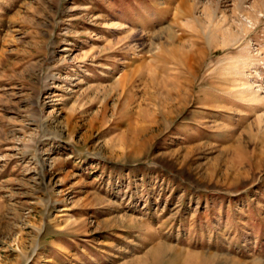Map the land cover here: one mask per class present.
<instances>
[{
  "label": "rangeland",
  "instance_id": "374dc122",
  "mask_svg": "<svg viewBox=\"0 0 264 264\" xmlns=\"http://www.w3.org/2000/svg\"><path fill=\"white\" fill-rule=\"evenodd\" d=\"M0 264H264V0H0Z\"/></svg>",
  "mask_w": 264,
  "mask_h": 264
},
{
  "label": "bare ground",
  "instance_id": "6f19581e",
  "mask_svg": "<svg viewBox=\"0 0 264 264\" xmlns=\"http://www.w3.org/2000/svg\"><path fill=\"white\" fill-rule=\"evenodd\" d=\"M176 58V57H175ZM179 58V57H178ZM179 60V59H178Z\"/></svg>",
  "mask_w": 264,
  "mask_h": 264
}]
</instances>
